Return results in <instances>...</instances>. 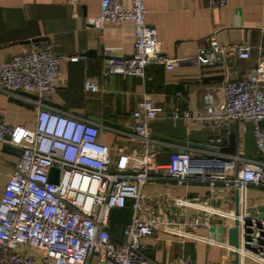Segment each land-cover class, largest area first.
<instances>
[{
    "label": "built area",
    "instance_id": "built-area-1",
    "mask_svg": "<svg viewBox=\"0 0 264 264\" xmlns=\"http://www.w3.org/2000/svg\"><path fill=\"white\" fill-rule=\"evenodd\" d=\"M206 1L212 7L227 2ZM146 11L145 0H132L130 7L121 0L99 1V13L90 21L103 27L130 19L134 38L131 55L105 58L103 74L144 77L152 62L167 68L176 64L177 57L161 52ZM229 53L247 58L250 44H223L213 31L198 46L195 59L201 64L224 62ZM64 58L75 60L78 56L55 54L48 45L32 43L30 49L0 62V89L17 95L18 90H26L38 96L32 99L37 110L34 126L9 124L0 118V143L21 147L0 194V264H93L95 254L96 264H160L146 254L142 242L158 230L236 250L239 264H264V216L259 215L264 208L251 206L247 196L249 186L264 189V56L247 74L235 79L226 76L218 97L210 91L203 95L206 118L218 123L227 119L253 123L256 149L262 158L154 137L150 123L162 107L147 92L131 112L132 140L139 145L111 148L100 140L98 123L55 110L43 101L56 90L59 63ZM84 88L94 91L98 84L86 76ZM165 114L197 117L189 110L181 112L178 106ZM222 142L219 133L207 137L209 144ZM165 145L181 150L170 152L166 162L154 161ZM51 166L58 167L57 181L49 179ZM155 179L204 182L211 192L221 181L238 189L237 212L216 206L209 196L144 192V184ZM125 206L131 209L130 220L121 235L115 236L109 228L110 210ZM187 207L196 210L194 225L210 227L214 215L222 218L226 229L237 225L238 244L184 229L177 216Z\"/></svg>",
    "mask_w": 264,
    "mask_h": 264
},
{
    "label": "crops",
    "instance_id": "crops-1",
    "mask_svg": "<svg viewBox=\"0 0 264 264\" xmlns=\"http://www.w3.org/2000/svg\"><path fill=\"white\" fill-rule=\"evenodd\" d=\"M99 1L0 0V62L30 49L32 43L25 40L37 36L41 37L37 45H48L55 54L77 55L75 60L64 58L59 63L58 84L49 99L60 106L47 104L55 110L67 111L98 123L100 140L113 149L118 148L121 142L132 140L131 112L147 92L162 107L160 115L150 123L152 133L194 142H207L208 135L219 133L223 142L210 145L220 147L227 144L230 122L237 121L239 153L246 158L263 157L256 149L253 123L228 119L218 123L206 118L203 95L210 91L218 97L226 76L235 79L247 74L264 56V0H227L223 7L209 6L206 0H145V18L156 31L161 52L178 60L172 68L152 62L146 66L144 77L103 74L105 58L131 55L134 38L130 19L117 24L107 23L103 27L90 21L99 13ZM121 2L126 7L132 5V0ZM213 31L226 45L248 41L249 57L229 53L224 62L198 63L196 50ZM89 51L91 54H87ZM86 76L97 82V90L84 88ZM12 95L17 94L0 89V118L9 124L34 126L36 108L11 99ZM17 96L24 102H34L28 96ZM172 106H178L181 112L189 110L197 117L167 116L165 113ZM92 117L108 119L118 126ZM5 144L0 143V194L20 155L7 150ZM169 154L162 148L153 159L163 163ZM234 190L235 187L223 185L221 181L212 192L206 183L199 181L155 179L143 186L144 192L159 196H209L213 204L224 209L236 208L238 199ZM247 196L251 206L263 205L264 208V189L249 186ZM129 209L110 212L109 228L115 236L121 235L124 225L130 220V213L127 216ZM195 212V209L187 207L183 214L177 216V221L191 233L228 241V230L221 217L214 215L210 227L194 225L192 216ZM142 242L146 254L160 264H230L231 255L227 248L190 236L158 230L144 237Z\"/></svg>",
    "mask_w": 264,
    "mask_h": 264
},
{
    "label": "water",
    "instance_id": "water-1",
    "mask_svg": "<svg viewBox=\"0 0 264 264\" xmlns=\"http://www.w3.org/2000/svg\"><path fill=\"white\" fill-rule=\"evenodd\" d=\"M41 39V37L37 36L34 37L32 39H27L25 40V42H32L34 44H37L39 42V40ZM87 54H91V51H89ZM19 95H24V96H28L31 99H36L38 98V96L30 91H26V90H18L17 92ZM11 99L24 103L30 107L34 106V103L32 102H24L23 99L20 96L17 95H12ZM44 102L49 103V104H54L57 106H60L58 103H55L54 101H51L49 98H44L43 99ZM93 120L96 121H100L102 123L105 124H109V125H113V126H118V123H115L113 121H110L108 119H101L99 117H92ZM237 129H238V125H237V121H231L230 122V130L228 132V141L226 145H222L220 147H215L213 145H210L207 142H194V141H188L186 139H181V138H176V137H171L168 135H164V134H158V133H152V135L154 137L160 138V139H164V140H168V141H172V142H178V143H182V144H190V145H194V146H202L205 147L207 149H216L218 148L219 150L226 152V153H235L238 149H237V144H238V139H237ZM5 148L7 150H11L13 152H17L18 154L21 152V147L13 145V144H9L6 143L5 144ZM164 150H167L169 152H176L178 150H181L178 147H174V146H169V145H165L163 147ZM58 176V167L56 166H51L50 168V174H49V179L53 180V181H57V177ZM235 193H236V199H238V189L235 188ZM238 202V200H237ZM237 207L238 204L236 206V212H237ZM258 209L262 210L263 209V205H259L257 207ZM260 216H264V212H260L259 213ZM228 242L229 244L232 245H237L238 244V226L237 225H230L228 227ZM229 253L231 255L230 258V264H239V257H238V253L236 250H229Z\"/></svg>",
    "mask_w": 264,
    "mask_h": 264
},
{
    "label": "rangeland",
    "instance_id": "rangeland-1",
    "mask_svg": "<svg viewBox=\"0 0 264 264\" xmlns=\"http://www.w3.org/2000/svg\"><path fill=\"white\" fill-rule=\"evenodd\" d=\"M124 144H127V145H129L130 147H132V146H136V145H139V143H134V142H132V140L131 139H129V140H126V141H124V142H121V143H119V146H118V148L120 147V146H122V145H124ZM252 193H250V198H252ZM249 201H250V199H249ZM129 213H130V216H131V211L129 210V212H127V216H129ZM96 261H97V254H95L94 255V259H93V264H96Z\"/></svg>",
    "mask_w": 264,
    "mask_h": 264
},
{
    "label": "trees",
    "instance_id": "trees-1",
    "mask_svg": "<svg viewBox=\"0 0 264 264\" xmlns=\"http://www.w3.org/2000/svg\"><path fill=\"white\" fill-rule=\"evenodd\" d=\"M37 46H42V45H37ZM43 46H46V45H43ZM125 209H129V208H128L127 206H125V207H121V208H112V209L110 210V212L113 211V212L117 213V212L122 211V210H125ZM129 210H130V209H129ZM109 216H110V214H109Z\"/></svg>",
    "mask_w": 264,
    "mask_h": 264
}]
</instances>
